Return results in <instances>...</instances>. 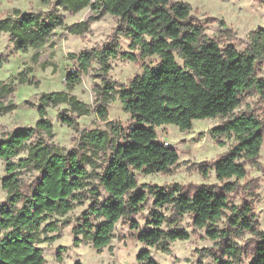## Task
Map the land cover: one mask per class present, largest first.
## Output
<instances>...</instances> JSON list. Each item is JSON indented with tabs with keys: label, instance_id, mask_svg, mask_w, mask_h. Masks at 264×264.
I'll return each instance as SVG.
<instances>
[{
	"label": "trees",
	"instance_id": "trees-1",
	"mask_svg": "<svg viewBox=\"0 0 264 264\" xmlns=\"http://www.w3.org/2000/svg\"><path fill=\"white\" fill-rule=\"evenodd\" d=\"M60 6L71 12L91 6L98 16L106 13L117 16L116 30L130 38L131 49L139 50L122 55L133 61L158 55L160 61L156 66L146 65L141 75L119 89L114 82L106 83L104 103L98 106L97 112L107 119L106 104L118 94L124 110L135 120L127 130L112 126L114 134L122 136L124 141H113L107 130H83L81 154L77 149L62 150L41 138L30 144L27 156L17 162L11 161L37 130L52 135L53 124L47 117L49 105L67 102L80 115L90 113L86 102L67 91L42 95L36 126L17 127L0 137V159L8 160L7 175L2 178L8 195L7 202L0 206V264H45L40 243L55 240L57 236L43 237L42 233L58 229V223L48 218L54 214L66 215L82 203L79 190H87L91 201L82 213V221L74 228V243L90 240L94 247L102 250L111 243L120 219L127 217L133 228L139 227L134 216L146 200L145 188L152 192L155 206L167 205L171 214L154 211L149 221L152 226L141 230L137 236L140 241L154 246L168 240L189 239L190 232L177 226L185 214H191L196 227H205L208 237L219 240L216 250L211 252L216 264L242 263L245 246L234 237L243 231L255 236L250 248V264H264V230L259 227L253 207L245 202L232 206L231 214L226 213L231 193L248 173L241 160L255 163L264 143L263 121L251 111L235 112L245 94L257 92L264 97V79L258 76L256 68L258 60L264 61V27L252 30L249 46L239 50L232 44L222 47L217 39L209 37L193 17L192 5L185 1L57 0L46 16L14 8L0 18V32L9 33L17 50L40 47L48 41L53 30L64 23ZM87 29L86 22L70 27L73 33H83ZM119 49L118 42L113 39L101 48L71 55L79 60L83 70L98 57L108 72V61L119 54ZM178 56L183 64L179 63ZM3 62L4 58L0 57V66ZM24 74L25 71L20 73L21 82L26 81ZM79 81V72L67 75L70 87ZM13 91L10 83L0 80V99ZM219 116L227 118L210 129L211 135L222 145V136H234L235 142L211 166L203 165L201 169L207 176L213 168L221 184H138L135 170L168 173L180 158L176 147L158 139V126L173 123L184 130L193 126L194 119ZM62 120L74 125V120L67 115ZM109 150L110 154L100 162V154ZM28 166L39 170L41 176L27 195L22 189L19 169ZM234 177L237 180H232ZM102 188L108 194L104 199ZM223 216L227 217L226 226L220 227L216 223ZM99 218L101 220L95 223L94 219ZM164 224L176 227L165 229ZM164 251L170 252V249L164 247ZM60 252L59 249V259ZM138 260L142 264H160L149 248L139 252ZM73 264L84 263L76 260Z\"/></svg>",
	"mask_w": 264,
	"mask_h": 264
},
{
	"label": "rangeland",
	"instance_id": "rangeland-1",
	"mask_svg": "<svg viewBox=\"0 0 264 264\" xmlns=\"http://www.w3.org/2000/svg\"><path fill=\"white\" fill-rule=\"evenodd\" d=\"M185 1L192 5V15L204 27L205 32L211 38L217 39L222 47L232 44L239 50H245L249 46V33L258 27H264V0H170ZM57 0L50 4L40 0H0V18L10 14L14 8L22 11L41 12L46 16ZM64 16V23L53 30L48 41L37 48L30 47L27 51L17 50L10 40L8 32H0V57L4 58L0 66V80L10 83L14 87L12 93L0 99V137L17 127L36 126L39 119L38 106L42 104L41 97L45 93L54 91H67L75 94L80 100L86 102L91 111L89 114L80 115L71 109L70 104L61 102L58 105L47 107V117L53 124V133L48 136L38 131L20 149L17 156L11 157V161L17 162L21 157L28 155L31 143L43 138L54 143L62 150L77 149L80 154L81 131L93 129L107 130L113 141H124L122 136L114 134L112 126L116 125L122 130H127L135 120L131 114L124 110L118 94L112 101L106 104L107 119L102 118L98 112V106L104 103V89L107 82H114L119 89L126 85L137 75H141L146 65L156 66L160 58L158 55L139 58L133 61L122 53L136 52L138 49L130 48V38L118 33L119 25L117 16L106 13L98 16L91 6H87L77 12L59 7ZM86 22L88 29L83 33H73L70 27L75 23ZM116 39L120 46L117 56L110 57L109 70L106 72L98 57H95L87 70H83L79 60L71 54H80L82 51L92 48H101ZM180 64L182 58L177 57ZM257 74L264 79V61L256 62ZM25 71L21 82V72ZM73 71L79 72L80 81L70 87L67 83V75ZM251 111L264 123V97L260 93L245 94L243 102L235 110ZM67 115L74 120L70 125L62 120ZM227 117H207L194 119L193 126L189 129H180L176 124L169 123L157 127L158 139L167 140L169 145L176 147L179 153L177 164L171 167L168 173H146L143 170H135L138 184L144 183L169 186L172 183L182 184H221L215 170L209 169L208 175L202 173L203 165L211 166L212 163L225 153L235 142L234 136H222L224 145L211 135L210 129L223 122ZM110 154H100V162ZM248 170L247 175L238 181V188L231 193L229 207L226 213L232 212V206L242 205L248 202L254 212L260 229L264 230V143L257 161L242 159ZM8 160L0 159V206L7 202L8 191L2 185V178L7 175L6 166ZM91 170L92 167L88 166ZM41 172L32 166L19 169V179L25 194H30L34 189ZM232 180H237L235 177ZM146 200L134 219L139 227L133 228L129 218L120 219L116 224L114 237L111 243L102 250L94 247L90 240L82 239L80 244L74 243V228L82 221V213L88 207L91 199L87 190H79L82 203L66 215H50L48 220L58 223L56 231H45L42 236L56 235L55 240H44L40 243L46 258L45 264H73L81 260L84 264H142L138 260V254L143 248H149L151 255L160 264H216L211 254L216 250L219 240L208 237L206 228L196 227L192 222V215L185 214L177 227L190 232L189 239L168 240L161 244L149 246L138 239L141 230L151 227L149 221L156 210L164 211L168 216L171 208L167 205L156 207L154 196L148 189ZM103 197L107 192L102 188ZM101 220L94 219L95 223ZM227 217L223 216L216 225L226 226ZM165 229L175 228L164 224ZM81 237V236H80ZM254 234L243 231L234 237L240 245L245 246L241 264H250V248ZM168 247L170 252L164 251ZM61 250V259L58 251Z\"/></svg>",
	"mask_w": 264,
	"mask_h": 264
},
{
	"label": "built area",
	"instance_id": "built-area-1",
	"mask_svg": "<svg viewBox=\"0 0 264 264\" xmlns=\"http://www.w3.org/2000/svg\"><path fill=\"white\" fill-rule=\"evenodd\" d=\"M161 141L164 142L165 144H169V142L167 140H165V141L161 140Z\"/></svg>",
	"mask_w": 264,
	"mask_h": 264
}]
</instances>
